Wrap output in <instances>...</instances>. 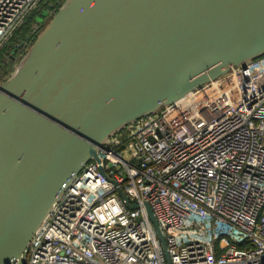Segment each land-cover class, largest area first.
I'll return each mask as SVG.
<instances>
[{"label":"water","instance_id":"1","mask_svg":"<svg viewBox=\"0 0 264 264\" xmlns=\"http://www.w3.org/2000/svg\"><path fill=\"white\" fill-rule=\"evenodd\" d=\"M262 55L264 0H65L0 83V264L116 135Z\"/></svg>","mask_w":264,"mask_h":264},{"label":"built area","instance_id":"2","mask_svg":"<svg viewBox=\"0 0 264 264\" xmlns=\"http://www.w3.org/2000/svg\"><path fill=\"white\" fill-rule=\"evenodd\" d=\"M40 1L0 0V48ZM100 154L105 172L88 162L12 264H264V55Z\"/></svg>","mask_w":264,"mask_h":264},{"label":"trees","instance_id":"3","mask_svg":"<svg viewBox=\"0 0 264 264\" xmlns=\"http://www.w3.org/2000/svg\"><path fill=\"white\" fill-rule=\"evenodd\" d=\"M64 1L65 0H41L37 8L25 19L10 39L0 48V83L9 77L16 64L17 55L24 51V49H19L20 44L26 41L28 46L35 39V36H32L30 41H27L26 39V37L34 31L33 25L38 22V29H42L45 23L39 22V18H44L45 22H47L49 17L52 16ZM44 12H49V14L44 17Z\"/></svg>","mask_w":264,"mask_h":264},{"label":"rangeland","instance_id":"4","mask_svg":"<svg viewBox=\"0 0 264 264\" xmlns=\"http://www.w3.org/2000/svg\"><path fill=\"white\" fill-rule=\"evenodd\" d=\"M53 15V14H52ZM52 17V16H51ZM51 17H49V19L47 20V22H45V19H44V21H43V23H45L44 24V26L48 23V21L50 20V18ZM40 22V21H39ZM38 23V22H37ZM37 23H35L34 25H33V28H34V31H33V33H31L29 36H35V38H36V36L39 34V32L44 28V26H43V28L42 29H38V27H39V24H37ZM39 30V31H38ZM35 40V39H34ZM33 40V41H34ZM32 41V42H33ZM32 42L27 46V44L25 43V46H26V48L24 49V51L22 52V53H20V54H18L17 55V60H16V64H15V66H14V68H13V70H12V72L14 71V69H15V67L18 65V63H19V61L21 60V58H22V56L25 54V52L27 51V49H29L30 48V46L32 45ZM13 52H15V51H13ZM13 57V56H12ZM11 72V73H12ZM11 73H10V75H11ZM9 75V76H10Z\"/></svg>","mask_w":264,"mask_h":264},{"label":"flooded vegetation","instance_id":"5","mask_svg":"<svg viewBox=\"0 0 264 264\" xmlns=\"http://www.w3.org/2000/svg\"><path fill=\"white\" fill-rule=\"evenodd\" d=\"M33 33V32H32ZM26 39H27V37H26ZM27 41H29V40H27ZM23 43V42H22ZM25 43H26V41H25ZM21 45V44H20ZM26 48V46H25V44L23 45V47H20L19 46V49H25Z\"/></svg>","mask_w":264,"mask_h":264}]
</instances>
